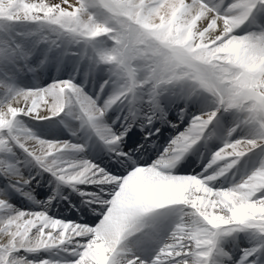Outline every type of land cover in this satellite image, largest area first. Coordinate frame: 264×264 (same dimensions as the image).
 Returning <instances> with one entry per match:
<instances>
[{"label": "snow or ice", "instance_id": "1", "mask_svg": "<svg viewBox=\"0 0 264 264\" xmlns=\"http://www.w3.org/2000/svg\"><path fill=\"white\" fill-rule=\"evenodd\" d=\"M0 264H264V0H0Z\"/></svg>", "mask_w": 264, "mask_h": 264}]
</instances>
